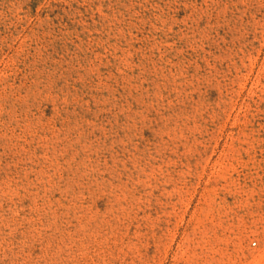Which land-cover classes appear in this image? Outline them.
<instances>
[{"label": "rangeland", "instance_id": "374dc122", "mask_svg": "<svg viewBox=\"0 0 264 264\" xmlns=\"http://www.w3.org/2000/svg\"><path fill=\"white\" fill-rule=\"evenodd\" d=\"M0 264H264V0H0Z\"/></svg>", "mask_w": 264, "mask_h": 264}, {"label": "built area", "instance_id": "2783aa9c", "mask_svg": "<svg viewBox=\"0 0 264 264\" xmlns=\"http://www.w3.org/2000/svg\"><path fill=\"white\" fill-rule=\"evenodd\" d=\"M253 244H256L255 242H253Z\"/></svg>", "mask_w": 264, "mask_h": 264}]
</instances>
